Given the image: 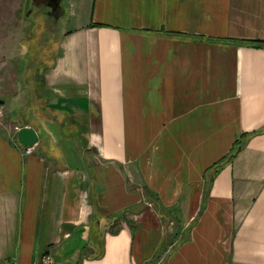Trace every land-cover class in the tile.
<instances>
[{"label":"crops","instance_id":"crops-1","mask_svg":"<svg viewBox=\"0 0 264 264\" xmlns=\"http://www.w3.org/2000/svg\"><path fill=\"white\" fill-rule=\"evenodd\" d=\"M24 2L0 264H264V0ZM37 15L56 51L19 62Z\"/></svg>","mask_w":264,"mask_h":264},{"label":"rangeland","instance_id":"rangeland-1","mask_svg":"<svg viewBox=\"0 0 264 264\" xmlns=\"http://www.w3.org/2000/svg\"><path fill=\"white\" fill-rule=\"evenodd\" d=\"M16 2L17 0H0V98L2 101L4 96L1 94L6 91L10 93L16 89L19 83L16 75L20 68L18 63H14L16 58L11 54L13 50L11 45L22 34L21 27L25 23V19L14 14ZM23 2L27 4V0H23ZM38 16L29 17L31 24L27 29L28 37L19 43L17 42L21 46V49H19V52H21L19 62L32 58L35 64L38 62L48 63L52 60L56 51L57 34L53 28L54 26L52 24L43 25L42 18ZM7 116L8 109L3 103L0 107V125L4 123V120H7Z\"/></svg>","mask_w":264,"mask_h":264},{"label":"water","instance_id":"water-1","mask_svg":"<svg viewBox=\"0 0 264 264\" xmlns=\"http://www.w3.org/2000/svg\"><path fill=\"white\" fill-rule=\"evenodd\" d=\"M15 137L19 144L31 146L37 140V133L32 126L21 125L16 129ZM239 147V145H236L235 150L229 153L227 157L232 156Z\"/></svg>","mask_w":264,"mask_h":264},{"label":"built area","instance_id":"built-area-1","mask_svg":"<svg viewBox=\"0 0 264 264\" xmlns=\"http://www.w3.org/2000/svg\"><path fill=\"white\" fill-rule=\"evenodd\" d=\"M30 150V146H24V151L28 152ZM52 261V258L49 254H43L40 256V263L41 264H50Z\"/></svg>","mask_w":264,"mask_h":264},{"label":"trees","instance_id":"trees-1","mask_svg":"<svg viewBox=\"0 0 264 264\" xmlns=\"http://www.w3.org/2000/svg\"><path fill=\"white\" fill-rule=\"evenodd\" d=\"M254 44H256V45H263L264 44V41L263 40H255L254 41Z\"/></svg>","mask_w":264,"mask_h":264},{"label":"flooded vegetation","instance_id":"flooded-vegetation-1","mask_svg":"<svg viewBox=\"0 0 264 264\" xmlns=\"http://www.w3.org/2000/svg\"><path fill=\"white\" fill-rule=\"evenodd\" d=\"M52 1H56V0H52Z\"/></svg>","mask_w":264,"mask_h":264}]
</instances>
